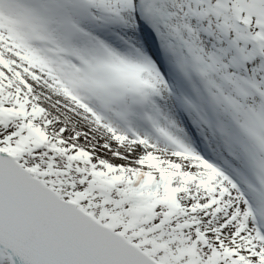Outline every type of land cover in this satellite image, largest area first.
I'll list each match as a JSON object with an SVG mask.
<instances>
[{
	"label": "snow or ice",
	"instance_id": "1",
	"mask_svg": "<svg viewBox=\"0 0 264 264\" xmlns=\"http://www.w3.org/2000/svg\"><path fill=\"white\" fill-rule=\"evenodd\" d=\"M0 264H264V0H0Z\"/></svg>",
	"mask_w": 264,
	"mask_h": 264
}]
</instances>
